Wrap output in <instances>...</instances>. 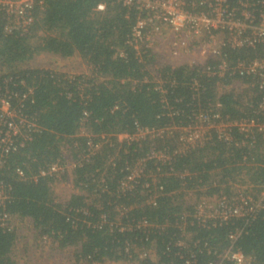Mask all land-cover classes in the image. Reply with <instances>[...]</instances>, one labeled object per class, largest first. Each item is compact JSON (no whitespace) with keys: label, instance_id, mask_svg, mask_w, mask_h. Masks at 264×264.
<instances>
[{"label":"trees","instance_id":"obj_1","mask_svg":"<svg viewBox=\"0 0 264 264\" xmlns=\"http://www.w3.org/2000/svg\"><path fill=\"white\" fill-rule=\"evenodd\" d=\"M42 2L26 31L6 34L0 14V80L7 78L20 96L31 91L23 111L38 125L0 167L8 189L1 209L31 220L59 249L76 248L73 264H208L230 247L264 264V90L252 77L219 75L221 64L252 60L262 47L225 44L221 57L208 55L203 65L158 67L154 49L138 54L134 48V7L121 0ZM99 4L103 12L96 11ZM43 53L78 56L92 76L22 68ZM234 83L244 87L242 94L231 90ZM200 115L211 122L207 140L181 152L178 135L168 132L118 138L188 129ZM251 121L249 131L238 126ZM222 125L228 126L220 133ZM66 148L78 191L60 204L53 191L59 171H49L65 166ZM156 153L168 158L158 160ZM135 169L141 172L133 176ZM191 191L219 201L245 196L261 208L248 218L202 223L184 199ZM7 230L0 224V264H18L12 255L17 237Z\"/></svg>","mask_w":264,"mask_h":264},{"label":"built area","instance_id":"obj_2","mask_svg":"<svg viewBox=\"0 0 264 264\" xmlns=\"http://www.w3.org/2000/svg\"><path fill=\"white\" fill-rule=\"evenodd\" d=\"M125 7H134L139 12V18L132 31L133 45L138 54L142 49H153L154 42L150 41L149 34L160 36L168 30L178 38L181 46V56L190 57L192 49H201L211 45L210 50L203 52L199 49V59L187 62L190 65H203L207 56L222 55V46L232 48L255 49L262 47L261 55L248 61H238L231 65L225 63L219 66V75L225 71L232 74L252 77L254 85L264 90V0H239L235 5L230 0H121ZM42 0H0V14L5 21V33L26 31L35 22L34 11L38 6L43 9ZM105 10L104 4H99L97 12ZM155 37V38H157ZM221 41V43H220ZM0 80V167L6 162L10 153L24 146L31 134L38 129L34 119L23 111L24 101L29 91L22 96L9 89L8 79ZM264 111V97L260 104ZM215 117H218L217 115ZM199 119L210 122L207 116L200 115ZM228 125L220 127V133L225 132ZM238 126L248 130L255 126V122H241ZM264 132V125L260 127ZM149 132V130H140ZM156 132V131H154ZM126 135V134H124ZM226 135V134H225ZM224 135V136H225ZM205 136L197 142L203 143ZM158 160L167 159L163 153L153 154ZM20 175L22 172L18 171ZM50 173L58 172L53 166ZM43 175L46 173L43 172ZM129 177L128 180H131ZM127 183H124L127 186ZM7 188L0 182V224L11 231V219L4 209H1L8 199ZM234 200V199H233ZM218 200L216 209H210L205 202L195 207L194 219L202 223L208 220H229L233 217H251L261 206L253 203L248 197H239L235 201ZM10 226V227H9ZM235 240L236 236L231 235ZM190 264V263H186ZM208 264H255L245 257L238 249L230 247L217 255Z\"/></svg>","mask_w":264,"mask_h":264},{"label":"rangeland","instance_id":"obj_3","mask_svg":"<svg viewBox=\"0 0 264 264\" xmlns=\"http://www.w3.org/2000/svg\"><path fill=\"white\" fill-rule=\"evenodd\" d=\"M148 34L150 41L154 42L153 51H155L157 55V61L159 63L158 67H160V65L163 66L167 64L177 66L182 65V63H187L193 58L196 60L199 59V47L198 49L197 47L192 49V55L190 57H182V54H180V52H182L180 49L181 46H178L179 39L174 37L169 29L164 31V33L158 37L157 35L154 36L153 33ZM210 47L211 45H208L205 48L202 47L200 50L201 52H203L204 49L209 51ZM22 68L49 69L65 74L70 78H74L76 76H92V72L89 67H87L86 62L78 56L71 57L69 59H62L55 55L43 53L36 56L32 61L24 65ZM152 74L155 75L154 72H152ZM230 88L236 94H242L244 91V87L240 86L239 83H234V85ZM206 124L211 125V123L204 122L199 119L193 127L188 129L173 128L172 130L168 129L158 132L138 131L134 135H119L118 138L120 140H133L144 138L146 136L155 137L168 132L167 137L178 135L179 139L176 151L181 152L183 149H187L189 147L188 145L193 144L195 139L200 141L206 136V132L209 129ZM95 151L96 149L92 150V152ZM64 154L66 164L63 167L58 168L59 173L56 175L58 177V181L53 184L55 202L60 204L65 203L70 195L78 191L75 189L73 184V157L71 156L68 148L64 150ZM64 170H66V172H62ZM133 171L134 172L132 175L134 176L137 174V172H141V169H135ZM64 175L65 179L62 178ZM243 189L246 190L245 187H243ZM197 192L191 191L185 194L184 199L188 205L196 206L199 203L205 202L210 209H216V206L218 205V200L216 197L200 196L198 198ZM10 225L11 231H13L17 237L16 245L12 255L18 264H73L75 260L74 254L76 252V248H68L64 250L59 249L57 243L53 239L38 235V232L36 231V228L31 220L13 217L11 219ZM1 227L6 226L1 224Z\"/></svg>","mask_w":264,"mask_h":264}]
</instances>
